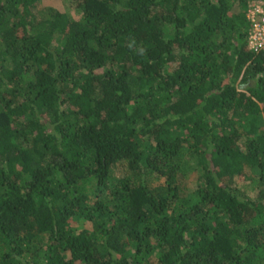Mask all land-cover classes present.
Returning a JSON list of instances; mask_svg holds the SVG:
<instances>
[{
    "label": "trees",
    "instance_id": "1",
    "mask_svg": "<svg viewBox=\"0 0 264 264\" xmlns=\"http://www.w3.org/2000/svg\"><path fill=\"white\" fill-rule=\"evenodd\" d=\"M62 1L0 0V264H264L251 0Z\"/></svg>",
    "mask_w": 264,
    "mask_h": 264
},
{
    "label": "built area",
    "instance_id": "2",
    "mask_svg": "<svg viewBox=\"0 0 264 264\" xmlns=\"http://www.w3.org/2000/svg\"><path fill=\"white\" fill-rule=\"evenodd\" d=\"M245 17L249 25L247 47L253 51H264V0L249 1Z\"/></svg>",
    "mask_w": 264,
    "mask_h": 264
},
{
    "label": "rangeland",
    "instance_id": "3",
    "mask_svg": "<svg viewBox=\"0 0 264 264\" xmlns=\"http://www.w3.org/2000/svg\"><path fill=\"white\" fill-rule=\"evenodd\" d=\"M40 5L47 8L57 9L59 11L65 10V3L62 0H40ZM247 176V178L245 177ZM183 177L185 181L189 182V185H193L194 180L196 179V174L192 169L188 170L186 168L183 169ZM250 177H253L249 169L246 168L243 174L236 175L232 178V182L236 186L238 190H243L244 186L250 184ZM249 196L254 197L255 192H250Z\"/></svg>",
    "mask_w": 264,
    "mask_h": 264
}]
</instances>
